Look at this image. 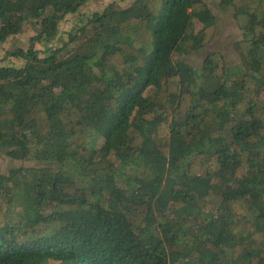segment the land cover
<instances>
[{"label": "trees", "instance_id": "trees-1", "mask_svg": "<svg viewBox=\"0 0 264 264\" xmlns=\"http://www.w3.org/2000/svg\"><path fill=\"white\" fill-rule=\"evenodd\" d=\"M88 4L0 0V264H264V0Z\"/></svg>", "mask_w": 264, "mask_h": 264}, {"label": "rangeland", "instance_id": "rangeland-1", "mask_svg": "<svg viewBox=\"0 0 264 264\" xmlns=\"http://www.w3.org/2000/svg\"><path fill=\"white\" fill-rule=\"evenodd\" d=\"M113 1L114 0H89V4L80 11V17L69 16L62 22L61 33L63 34L73 31L77 27V23L82 21L83 17L91 16L93 12H102ZM217 5L218 3H215V5H213V11L215 12L218 20L217 37L210 48L204 50L200 54H194L189 58V61L194 65L201 64L206 56V53L210 49H215L222 52L230 63L237 61V56L232 45L236 40H238V38L241 37L242 33L237 27L234 20L231 18L232 12L229 9L224 10ZM148 33L149 32H147L145 29H142L136 37V44H142V42L150 41ZM32 34V28L30 26H27L25 32L22 35L11 37L5 43L0 44V59H3L6 54L16 53L21 48H28L30 46L29 38ZM145 37H147L146 39L148 40H144ZM60 45L61 41H56L50 46L37 43L35 48L41 52V57H44L49 49L55 48ZM10 59L11 62L17 61V65H21L23 63V61L19 62L15 57L12 56ZM18 165L20 166V164L17 162H11L8 159H0V172H5L9 168L16 167Z\"/></svg>", "mask_w": 264, "mask_h": 264}]
</instances>
